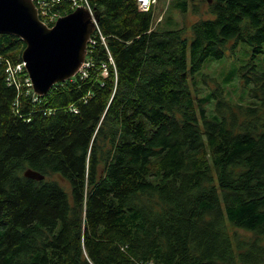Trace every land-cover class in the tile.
Returning <instances> with one entry per match:
<instances>
[{"label": "trees", "instance_id": "trees-1", "mask_svg": "<svg viewBox=\"0 0 264 264\" xmlns=\"http://www.w3.org/2000/svg\"><path fill=\"white\" fill-rule=\"evenodd\" d=\"M87 1L86 74L45 95L9 83L26 44L0 34V264H264V72L240 68L247 105L189 85L241 43L264 53V0H193L215 16L191 41L138 0Z\"/></svg>", "mask_w": 264, "mask_h": 264}, {"label": "water", "instance_id": "water-1", "mask_svg": "<svg viewBox=\"0 0 264 264\" xmlns=\"http://www.w3.org/2000/svg\"><path fill=\"white\" fill-rule=\"evenodd\" d=\"M96 23L97 15L80 5L49 27L39 18L34 0H0V34L17 36L26 44L22 60L38 95L80 71ZM24 176L45 179L33 168H26Z\"/></svg>", "mask_w": 264, "mask_h": 264}, {"label": "rangeland", "instance_id": "rangeland-1", "mask_svg": "<svg viewBox=\"0 0 264 264\" xmlns=\"http://www.w3.org/2000/svg\"><path fill=\"white\" fill-rule=\"evenodd\" d=\"M184 0H157L154 7V26L158 30H177L185 26L189 41L192 40L191 25L200 19H212L214 14L206 11L204 5L200 12L193 10L194 1L187 0L188 9L183 11L181 2ZM202 3L198 1V5ZM253 59L257 69L264 72V53L253 57L251 46L241 43L235 51L221 59H207L202 68L189 74V85L194 96L209 97L207 108L215 109L217 99L212 95L214 89L222 87L226 99L236 104H250L253 98L250 89L253 84H244L240 68ZM63 181V180H62ZM63 184H66L63 181Z\"/></svg>", "mask_w": 264, "mask_h": 264}, {"label": "built area", "instance_id": "built-area-1", "mask_svg": "<svg viewBox=\"0 0 264 264\" xmlns=\"http://www.w3.org/2000/svg\"><path fill=\"white\" fill-rule=\"evenodd\" d=\"M35 1V0H34ZM38 2L37 8L38 11H40L43 16L45 17V21L44 23L46 25H48L49 27L54 26V24L57 21V18L60 14L58 13H53L51 14L49 11V5L45 2V0H36ZM85 2L86 5H84L85 7L90 8L89 3L87 0H83ZM138 3L140 5V7L145 10V11H150L152 7H155L157 0H138ZM81 4L79 3V0H74V6L73 9L75 10L78 6H80ZM92 11V10H91ZM97 25V23H96ZM91 40V39H90ZM90 42V41H89ZM90 64L89 61H86L83 64V66L81 67L79 72H83L84 74H86L85 72V67H88ZM25 71L26 76L24 77V84L27 83V85L32 87V82L31 79L25 69V62L22 60L21 63H17L15 66H13V64H11L10 62H8V67H7V80L9 81L10 84H22L21 83V76L20 74ZM78 72V73H79ZM33 89V87H32ZM34 91V89H33ZM148 264H163V263H154V262H149Z\"/></svg>", "mask_w": 264, "mask_h": 264}, {"label": "bare ground", "instance_id": "bare-ground-1", "mask_svg": "<svg viewBox=\"0 0 264 264\" xmlns=\"http://www.w3.org/2000/svg\"><path fill=\"white\" fill-rule=\"evenodd\" d=\"M38 14H39V18L41 19V21L44 23V21H45V17L43 16V14L40 12V11H38ZM42 16V17H41ZM61 16H63V15H59L58 16V18L59 17H61ZM57 18V19H58ZM87 52H88V49H87ZM86 56H87V54H86ZM43 174V173H42ZM45 175V174H44ZM46 177V176H45Z\"/></svg>", "mask_w": 264, "mask_h": 264}]
</instances>
